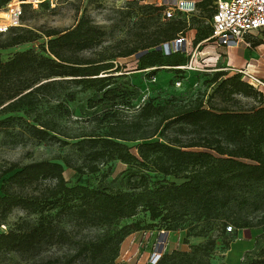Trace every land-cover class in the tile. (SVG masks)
Here are the masks:
<instances>
[{
    "label": "trees",
    "instance_id": "obj_1",
    "mask_svg": "<svg viewBox=\"0 0 264 264\" xmlns=\"http://www.w3.org/2000/svg\"><path fill=\"white\" fill-rule=\"evenodd\" d=\"M9 1L0 0V9ZM214 1L199 0L196 5L201 10L209 9L211 19ZM169 20L164 26L157 27L143 44L114 55L104 52L96 56L81 54L100 45L104 36L103 30L87 16H81L65 29L43 30L46 39L40 51L29 48L14 52L6 60L0 59V113L23 109L27 114L37 112L42 99L57 86L62 89L63 83L92 89L103 97H109L119 89H130L127 93L133 94L131 88L136 89L135 85L128 77L125 79L124 66L115 61L135 52V69H150L147 70L150 75L160 68L180 72L176 66L186 64L189 56L182 51L166 55L160 46L178 37L189 20L179 17ZM20 30L8 39H0V49L39 37L30 30ZM196 33L195 45L209 36L210 27L208 32ZM118 71L121 73L116 75ZM214 75L218 82L215 89L223 100L232 99L234 95L245 98L261 95L242 81L238 73L228 75L224 70H217ZM162 110V106L148 101L140 107L139 115L150 118L160 115ZM173 116L172 123L183 122L203 130H215L227 136L234 146L227 148L219 139L204 138L202 142L186 145L154 140L128 147L116 140L120 138L117 132L81 141V144H88V150L78 170L94 173L100 164L113 160L128 165L118 181L121 188L117 190L67 185L64 168L59 162L41 159L23 164L16 161L3 163L0 165V224L14 208L38 216L34 223L17 221L6 232H0V251L28 253L42 245L66 244L70 234L62 225L65 220L80 231L90 226L112 225L136 215L139 210L147 212L151 221L166 222L169 218L193 213L207 224L225 227L223 213L230 192L240 183L264 181V106L248 111H229L210 109L200 103ZM35 117L36 123H27L26 130L32 137L44 140L49 137L48 130L53 129L52 122L40 119L39 114ZM11 120V116L0 120V128ZM150 172L182 179L179 182L152 180L154 176ZM121 241L115 234L104 235L79 243L72 258L37 264H72L79 257L88 258L95 264H130L115 261L116 247ZM214 246L215 237L209 236L204 243L191 245L189 251L174 249L162 253L155 264H210ZM252 264H264V247Z\"/></svg>",
    "mask_w": 264,
    "mask_h": 264
},
{
    "label": "rangeland",
    "instance_id": "obj_2",
    "mask_svg": "<svg viewBox=\"0 0 264 264\" xmlns=\"http://www.w3.org/2000/svg\"><path fill=\"white\" fill-rule=\"evenodd\" d=\"M20 1L23 3L18 24L1 31L0 39H8L20 29L30 30L39 37L0 49L1 60L8 59L16 51L29 48L40 51L41 44L46 39L43 30L71 27L81 16L89 17L104 32L100 45L81 52L83 56H96L100 52L114 55L129 47L139 46L153 36L157 27L170 21L161 13V0ZM196 8L197 12L182 30L189 41V53L196 51V32H208L210 27L209 9L201 10L197 5ZM6 11L7 4L0 9L1 24L5 22L2 16ZM256 36L249 47L240 44L234 49L217 47L209 41L203 43L194 54L198 70L177 72L174 69L160 68L150 75L147 69H135L136 52L128 57L118 58L115 62L124 66L122 72L126 74L125 79L128 77L136 87L131 88L133 94L127 93L130 89H119L115 94L103 97L92 89H81L78 85L63 83L62 89L57 86L56 90H51L50 95L42 99L37 112L27 114L23 109L0 113V120L13 117L10 123H6L7 126L0 128V165L11 161L23 164L46 159L62 164L67 185L83 184L117 190L121 188L118 181L128 165L113 160L100 164L99 170L94 173L78 170L88 150V144H81V141L117 132L120 138L116 140L128 147L154 140L186 145L190 142H202L204 138L210 141L219 139L225 147H233L234 143L220 132L203 130L183 122L172 123L171 120L176 112L200 103L210 109L229 111H248L264 106L262 95L246 98L234 95L232 99L223 100L220 92L215 89L218 82L214 74L217 70H224L231 75L234 74L233 68H244L251 64L253 66L249 71L264 78V34ZM210 56L215 58L207 59ZM120 73L118 71L115 74ZM117 80L120 81L121 78ZM148 101L155 106H162V113L150 118L140 116V107ZM37 114L40 119L52 122L53 129L48 130L49 137L44 140L32 137L26 130L27 123H36L34 120ZM150 175L154 176L152 180L179 182L182 179L154 172H150ZM229 196L228 206L223 213L225 227L215 223L207 224L193 213L176 219L169 218L166 222L159 219L151 221L148 213L143 210L112 225L90 226L80 231H76L73 223L65 220L62 225L70 234L68 243L42 245L28 253L2 250L0 264H37L47 260L62 262L74 256L79 243L113 234L122 240L116 247L115 261L152 264L150 257L161 233L165 234L162 253H170L174 249L189 251L191 245L204 243L212 236L215 237V246L209 257L210 264H252L264 247V181L240 183ZM37 216L14 208L0 224V232H6L17 221L34 223ZM130 224L135 226L124 227ZM173 225L174 228H171ZM228 225H231V231L227 230ZM197 232L202 235H194ZM72 264L95 263L88 258L79 257Z\"/></svg>",
    "mask_w": 264,
    "mask_h": 264
},
{
    "label": "built area",
    "instance_id": "obj_3",
    "mask_svg": "<svg viewBox=\"0 0 264 264\" xmlns=\"http://www.w3.org/2000/svg\"><path fill=\"white\" fill-rule=\"evenodd\" d=\"M23 1H18L17 6L11 10L7 8L10 13L9 26L17 25L18 18L21 14V4ZM8 4V3H7ZM162 15L166 19L175 17L188 20L197 12L195 0H161ZM0 29L1 31H4ZM258 34H264V0H215L213 2V14L210 19V34L203 41L212 42L215 46H223L227 48H235L240 44L249 47L252 40ZM187 38L180 33L178 37L170 42L161 44L160 49L166 55L182 51L189 56L186 64L176 66L180 70H198L194 54L200 44H196L192 53H189ZM253 65L247 64L242 69L232 70L234 73L240 74V79L247 85L251 86L257 93L264 96V78L256 76L249 71ZM148 70V69H147ZM231 231V226L226 227ZM165 234L161 233L157 245L151 255V263L155 264L162 254L163 238Z\"/></svg>",
    "mask_w": 264,
    "mask_h": 264
},
{
    "label": "bare ground",
    "instance_id": "obj_4",
    "mask_svg": "<svg viewBox=\"0 0 264 264\" xmlns=\"http://www.w3.org/2000/svg\"><path fill=\"white\" fill-rule=\"evenodd\" d=\"M18 1L19 0H11L8 4H7V8H10L11 10H13L17 4H18ZM9 16H10V13L8 11H6V13H4V15L2 16V18H4V23H0V29L1 30H4L6 26L9 25Z\"/></svg>",
    "mask_w": 264,
    "mask_h": 264
},
{
    "label": "crops",
    "instance_id": "obj_5",
    "mask_svg": "<svg viewBox=\"0 0 264 264\" xmlns=\"http://www.w3.org/2000/svg\"><path fill=\"white\" fill-rule=\"evenodd\" d=\"M198 1H199V0H198ZM193 16H194V15H193ZM191 17H192V16H191ZM191 17H190V18H191ZM190 18H189V19H190ZM189 19H188V20H189ZM188 20H187V21H188ZM203 43H205V41L202 40L201 42H199V43H197V44H200V46H201ZM188 44H189V41H188ZM237 47H238V46H237ZM194 48H195V47H194ZM235 48H236V47H235ZM230 49H234V48H230ZM206 53H208V51H207ZM214 58H215V57L210 56V58H207V59L212 60V59H214ZM225 59H226V58H225ZM224 63H226V60H225ZM235 69H236V68H235ZM237 69H242V68H237Z\"/></svg>",
    "mask_w": 264,
    "mask_h": 264
}]
</instances>
